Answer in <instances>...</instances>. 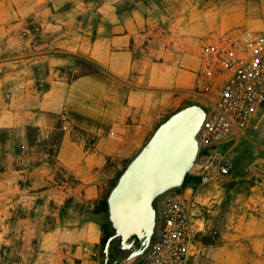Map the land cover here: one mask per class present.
Listing matches in <instances>:
<instances>
[{"label": "crops", "instance_id": "obj_1", "mask_svg": "<svg viewBox=\"0 0 264 264\" xmlns=\"http://www.w3.org/2000/svg\"><path fill=\"white\" fill-rule=\"evenodd\" d=\"M238 27L264 33V0H0V131L25 149L0 181L10 264H104L96 209L158 127L200 104L202 44ZM227 147V183L177 191L206 206L189 264H264V174L249 173L264 107ZM126 254L111 264H136Z\"/></svg>", "mask_w": 264, "mask_h": 264}, {"label": "built area", "instance_id": "obj_2", "mask_svg": "<svg viewBox=\"0 0 264 264\" xmlns=\"http://www.w3.org/2000/svg\"><path fill=\"white\" fill-rule=\"evenodd\" d=\"M199 58L201 68L191 98L200 102L207 117L198 135L195 176L201 179L200 186H221L234 172L225 147L246 138L264 105V33L238 27L216 34L202 44ZM131 118L132 112L125 109L122 122L129 123ZM259 172L264 174V167L254 169ZM178 190L158 211L151 245L136 264H189L191 246L199 235L197 222L206 206L195 191L191 199H185Z\"/></svg>", "mask_w": 264, "mask_h": 264}, {"label": "water", "instance_id": "obj_3", "mask_svg": "<svg viewBox=\"0 0 264 264\" xmlns=\"http://www.w3.org/2000/svg\"><path fill=\"white\" fill-rule=\"evenodd\" d=\"M206 117L200 104L173 113L127 166L108 198L115 233L107 243V254L116 238L121 239L120 250L130 253L128 261L146 254L157 228L155 201L184 188L198 160V135Z\"/></svg>", "mask_w": 264, "mask_h": 264}, {"label": "rangeland", "instance_id": "obj_4", "mask_svg": "<svg viewBox=\"0 0 264 264\" xmlns=\"http://www.w3.org/2000/svg\"><path fill=\"white\" fill-rule=\"evenodd\" d=\"M264 107V105H263ZM36 134L34 130L30 131V137L31 140L34 142L36 139ZM13 145V146H12ZM15 147V148H12ZM228 147H225L224 151L227 153ZM23 152L25 151L24 147L21 144V138L18 134L6 130H1L0 131V181L3 178V173L6 171V169L9 166L10 159H11V154L14 152ZM27 153V152H26ZM24 157H28V154L25 155ZM233 163V162H232ZM21 166V165H19ZM256 167H261L260 164L253 165L249 169V173H253L254 169ZM248 168V167H247ZM194 170V169H193ZM248 173V172H247ZM175 190L171 191L170 193L158 198L155 201V206L157 211H159L166 200V198L170 197ZM4 189L0 185V193H3ZM4 203V199H0V204ZM3 208V205H2ZM110 222V221H109ZM111 224V223H110ZM10 225V220H5L3 217H0V231H4L7 226ZM112 226V225H111ZM113 228V227H112ZM114 230V229H113ZM9 246H6L3 244V241L1 239L0 235V264H10L11 261H15V258H17V250L16 253L13 254V256H9Z\"/></svg>", "mask_w": 264, "mask_h": 264}, {"label": "trees", "instance_id": "obj_5", "mask_svg": "<svg viewBox=\"0 0 264 264\" xmlns=\"http://www.w3.org/2000/svg\"><path fill=\"white\" fill-rule=\"evenodd\" d=\"M200 181H201V179L199 177L192 176L191 174H189L187 176L186 183H185L184 187H187L189 184H192L193 186L196 187L200 184ZM96 211L97 212H103L105 215H108V211H109L108 197H106L105 200L101 202V204L96 209ZM101 230L103 232L102 253H103V257H104V264H111V262H112L113 258H115V256L126 257L127 254L119 249V245L121 243L120 238H116L112 242L111 248H110V253L109 254L106 253L107 243H108L109 239L115 233L108 219H106L105 221H103L101 223ZM138 245H139V243H138Z\"/></svg>", "mask_w": 264, "mask_h": 264}]
</instances>
